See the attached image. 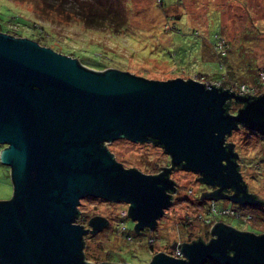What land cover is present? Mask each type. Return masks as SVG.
I'll list each match as a JSON object with an SVG mask.
<instances>
[{
    "label": "water",
    "instance_id": "obj_1",
    "mask_svg": "<svg viewBox=\"0 0 264 264\" xmlns=\"http://www.w3.org/2000/svg\"><path fill=\"white\" fill-rule=\"evenodd\" d=\"M230 101L241 102L234 115ZM237 124L264 136V93L250 98L193 79L147 80L115 68L95 71L25 37L0 32V163L9 167L11 197L0 200V264H129L94 261L82 237L107 226L75 222L84 197L127 204L133 231L152 229L170 201L169 169L199 173L218 186L199 199L264 205L247 193L224 137ZM123 138L162 147L168 167L145 174L123 167L104 146ZM167 191V192H166ZM204 243L174 242V257L147 264H264V234L214 222ZM140 233V232H137ZM231 253H228V252Z\"/></svg>",
    "mask_w": 264,
    "mask_h": 264
},
{
    "label": "rangeland",
    "instance_id": "obj_2",
    "mask_svg": "<svg viewBox=\"0 0 264 264\" xmlns=\"http://www.w3.org/2000/svg\"><path fill=\"white\" fill-rule=\"evenodd\" d=\"M73 1L80 2L85 18L72 11ZM65 3L69 6L61 8L55 3L51 7V0H0V32L41 44H45L41 40L45 35L46 42L53 40L57 46L56 52L74 57L88 69L108 65L147 80L180 78L209 84L221 76L225 83H232L229 85L235 92L236 86L243 85L254 95L264 93V0ZM12 15L35 22L37 28L20 21L13 23ZM216 40L226 54L219 58L221 67L212 53L211 44ZM231 107L233 111L240 105ZM236 127L224 141L238 155L236 166L248 193L264 202V137L241 124ZM104 145L123 167L141 173L155 174L158 167L169 163L162 149L151 143L119 138ZM169 178L175 184L171 201L156 219V227L144 234L133 231L126 203L82 198L77 221L86 226L90 217L98 215L108 222L101 231L82 237L83 255L94 261L129 264H147L160 251L179 257L170 245L190 243L197 236L207 239L205 232L210 235V226L218 221L239 231L264 233V205L199 199L200 189L209 190L190 171L176 169ZM11 194L9 167L0 163V200L9 199Z\"/></svg>",
    "mask_w": 264,
    "mask_h": 264
},
{
    "label": "trees",
    "instance_id": "obj_3",
    "mask_svg": "<svg viewBox=\"0 0 264 264\" xmlns=\"http://www.w3.org/2000/svg\"><path fill=\"white\" fill-rule=\"evenodd\" d=\"M42 2H43V0H42ZM53 3H55L57 6H59V7H61V8H64V7H67V6H69V4L68 3H65V0H51V7L53 6ZM43 5H44V3H43ZM81 4H80V2L79 3H77L76 4V2L75 1H73V2H71L70 3V8L72 7V11L73 12H75V13H79V15H81L83 18H85V16H84V14H82L81 13V11H82V8H81V6H80ZM71 10V9H70ZM13 17H12V22L14 23V22H17V21H20V23H23L24 25L26 24V23H29L31 26H34V28H37V27H35V22H33V23H31V22H28V20H26V19H23V18H20L19 16H15V15H12ZM78 16V15H77ZM39 30H41L42 31V28H40ZM3 33H6L7 31H2ZM10 32V31H9ZM46 34H48V32L46 31L45 32ZM7 34V33H6ZM17 34V32L15 33V35ZM17 35H19L20 36V34H17ZM216 37H218L217 35L215 36V38ZM43 42H45V44H41V43H39L38 41H36L38 44H40V45H42V46H47V47H49V48H51V49H53L54 51H56L55 49L57 48V46L53 43V40L52 41H50V42H46L47 40H46V37H45V35H44V38H42L41 39ZM212 45V53H213V56L215 57V59H216V63H217V65L219 66V67H221L222 66V64H221V61H220V63L218 64V61H219V58H221V59H223V58H225V56H226V54H225V52L223 51V47H222V43H220V42H218L217 40H216V42H214V43H212L211 44ZM60 51V50H59ZM57 53H58V51H57ZM74 58V57H73ZM80 65L81 64H83L82 62H78ZM106 67L108 68V65H106L105 67L104 66H102L101 68H93L92 70H95V71H99V70H103V69H106ZM225 66H223L222 68H224ZM86 68V67H85ZM216 82H218V86H215L214 85V83H213V85L216 87V88H228L230 91H232V92H235V91H233V88L231 87L232 85H229V83L230 82H224V80H223V78H221V76H219V79H216L215 80ZM204 84V83H203ZM230 84H232V83H230ZM210 85H212V84H210ZM236 86V85H235ZM241 86H243V85H241ZM237 87V89H239V87L240 86H236ZM244 88H246V89H250V88H248L247 86H243ZM235 93H238V91H236ZM239 94V93H238ZM242 94H246V95H249L248 93H242ZM261 95V94H260ZM250 96V95H249ZM259 96V95H258ZM254 97H256V96H250V98H254ZM239 102H236V101H234V103H233V101H230L229 102V104H228V108L226 109V112L227 113H229V111H230V109L232 108L231 106H232V104H238ZM230 134V133H229ZM228 134V135H229ZM225 137H227V135L225 136ZM224 137V138H225ZM77 218H78V214H77V216L75 217V222L77 223V224H80V225H82L83 226V224L81 223V222H79V221H77ZM252 233V232H251ZM252 234H254V233H252ZM259 234H264V233H262V232H260V233H257V234H255V235H259ZM195 240H197V238L195 239ZM201 240V239H200ZM194 241V240H193ZM186 243H189V242H186ZM205 243V242H204ZM228 253H231L230 251L228 252ZM96 261H100V260H96ZM105 261H107V260H105ZM108 262H112V261H108ZM113 263H116V262H113ZM201 264H219V263H217L216 261H214V260H212V259H205Z\"/></svg>",
    "mask_w": 264,
    "mask_h": 264
},
{
    "label": "flooded vegetation",
    "instance_id": "obj_4",
    "mask_svg": "<svg viewBox=\"0 0 264 264\" xmlns=\"http://www.w3.org/2000/svg\"><path fill=\"white\" fill-rule=\"evenodd\" d=\"M239 105H240V107L242 106V103L241 102H239L238 103ZM240 107H237V108H240ZM237 108H235V109H233V111H231V109H230V111H229V113H227V114H230V115H234L235 114V112H236V110H237ZM237 128V127H236ZM257 133V132H256ZM258 135H260L262 138L264 137L263 135H261V134H258ZM228 136V135H227ZM225 139V138H224ZM145 143H151L150 141H146ZM152 144V143H151ZM155 145V144H154ZM224 145L226 146V147H228V146H230L231 147V150L230 151H232L233 152V149H232V145L230 144V143H228V142H226V141H224ZM105 146V145H104ZM155 146H157V147H159L160 149H162V147H160V146H158V145H155ZM163 151V150H162ZM164 152V151H163ZM165 153V152H164ZM166 156L168 157V159H170V157L166 154ZM237 160V159H236ZM236 160H235V162H236ZM167 164V167L170 165V162L169 163H166ZM176 169H181V168H176ZM176 169H169V173L167 174V178L168 179H170L169 178V175H170V173H171V171H175ZM159 171H161V169H159L156 173H158ZM191 172V171H190ZM193 173V172H192ZM196 176H198V177H201V175L199 174V173H194ZM171 180V179H170ZM201 184H203L205 187H207L208 188V190L209 191H211V190H213V189H215V188H218V186H216V185H214L213 187H211L209 184H205L204 182H200ZM173 186H174V189H175V184H173ZM203 191H205V190H201L200 189V192H203ZM209 191H205V192H209ZM167 192V191H166ZM173 192H174V190L173 191H171V192H167L169 195H173ZM246 192L248 193V191H247V188H246ZM200 194V193H199ZM87 197V196H86ZM220 199H224V200H227V199H225V198H220ZM228 202H230L229 200H227ZM79 212V211H78ZM78 216H79V213H78ZM161 217V216H160ZM158 219V218H157ZM156 222V221H155ZM108 223V222H107ZM133 223H135V222H133ZM83 227H85V228H87V225L85 226H83ZM156 226L154 225V227L152 228V229H149V228H146V227H142V228H140V229H137V232H140V233H138V234H144L145 233V231H151V230H153L154 228H155ZM135 232V231H134ZM137 232H135V233H137ZM209 234L210 235H207V232H205V237H207V239H202V242H208V239L209 238H212V235H211V233L209 232Z\"/></svg>",
    "mask_w": 264,
    "mask_h": 264
},
{
    "label": "built area",
    "instance_id": "obj_5",
    "mask_svg": "<svg viewBox=\"0 0 264 264\" xmlns=\"http://www.w3.org/2000/svg\"><path fill=\"white\" fill-rule=\"evenodd\" d=\"M263 75H264V72H263ZM204 83H205V85H207V86L210 85L209 83H206V82H204ZM214 85H215V86H218V83L215 82ZM238 93H239V94H242V93H248L250 96H256V95H258V94H256V95L252 94V92H250L249 89H246V88H244L243 86H240V87H239V89H238ZM212 205H213V204H212ZM220 210H221V209H218V211H220ZM174 254H175V256H179V255H180L179 251L176 250V249H175V251H174Z\"/></svg>",
    "mask_w": 264,
    "mask_h": 264
},
{
    "label": "clouds",
    "instance_id": "obj_6",
    "mask_svg": "<svg viewBox=\"0 0 264 264\" xmlns=\"http://www.w3.org/2000/svg\"><path fill=\"white\" fill-rule=\"evenodd\" d=\"M219 67V66H218ZM195 81H197V80H195ZM197 82H199V83H204L203 81H197ZM204 86H206L205 85V83L203 84ZM209 86V85H208ZM261 94V93H260ZM260 94H258L259 96H260ZM258 95H256V97H258ZM222 223V222H221ZM180 256V255H179Z\"/></svg>",
    "mask_w": 264,
    "mask_h": 264
}]
</instances>
